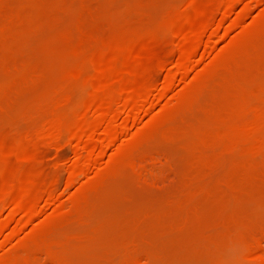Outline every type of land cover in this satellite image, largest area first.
<instances>
[{"label": "rangeland", "instance_id": "374dc122", "mask_svg": "<svg viewBox=\"0 0 264 264\" xmlns=\"http://www.w3.org/2000/svg\"><path fill=\"white\" fill-rule=\"evenodd\" d=\"M228 4L0 0V154L20 147L30 157L14 158L8 168L0 156V191L10 185L21 193L38 182L40 192H26L38 191L42 206L31 220L0 207L7 222L0 264H264L254 260L256 245L264 249V142H256L258 132L243 137L254 120L264 136V119L256 116L264 111V0H244L229 13ZM205 15L211 25L186 42L199 45L182 73L172 58L182 39L176 32ZM135 53L138 62L126 66L124 57ZM111 56L122 59L127 75L152 70L148 113L73 180L72 168L87 152L69 129L94 117L95 102L111 95L118 106L125 95L122 85L104 91L95 77ZM144 66L152 68L148 74ZM169 74L173 88L162 95ZM143 76L127 85L137 87ZM109 77L102 84L117 79ZM53 126L69 142L33 143ZM52 217L58 220L47 229Z\"/></svg>", "mask_w": 264, "mask_h": 264}, {"label": "bare ground", "instance_id": "6f19581e", "mask_svg": "<svg viewBox=\"0 0 264 264\" xmlns=\"http://www.w3.org/2000/svg\"><path fill=\"white\" fill-rule=\"evenodd\" d=\"M242 1H244V0H228V6H227V8H226V12L227 13H229V12H231L240 2H242ZM227 9H228V11H227ZM227 13H226V15H227ZM206 17L202 20V22H201V24H200V22H198V23H195V24H193V25H191V26H189L190 28L188 29V31L186 32V33H182V32H176V38H177V36H179V38L181 37L182 39L180 40V43L178 44V45H180V47L178 48V47H175V48H178V51H177V49L175 50V51H177L175 54H173L171 57L173 58V59H175V58H178V59H176V60H178L177 62H178V66H179V71H181L182 73H184V72H186L188 69H189V63L192 61V60H194V57L193 56H195L194 54H196L195 53V51L196 50H198V49H196V47L194 46V45H197V43L198 42H194V44H190V45H187L186 44V42L187 41H190V37L192 36L193 37V35L194 34H197V35H199V36H201L203 33H204V31H206V28H208V25H211V22H209L210 20H211V18H210V16L208 15H205ZM213 16V15H212ZM210 18V19H207V18ZM214 17V16H213ZM227 18V17H226ZM206 19V20H205ZM213 19V18H212ZM181 20V19H180ZM200 20H201V18H200ZM205 20V21H204ZM178 22V21H177ZM209 23V24H208ZM223 23H225L224 21H223ZM208 24V25H207ZM184 25V24H183ZM190 25V24H189ZM207 25V26H206ZM222 25V24H221ZM175 27V26H174ZM181 27V26H180ZM188 27V26H187ZM220 27V26H219ZM213 28V27H212ZM183 29H184V27H183ZM205 29V30H204ZM179 31V30H178ZM184 31V30H183ZM185 31H186V29H185ZM215 33V32H214ZM201 34V35H200ZM173 35H175V34H173ZM212 35V34H211ZM198 37V36H197ZM197 41H198V39H196ZM158 42V41H157ZM176 44L179 42V41H177L176 39H175V41H174ZM200 42H201V40H200ZM150 44L152 45L153 43L152 42H150ZM156 44V43H155ZM234 44V43H233ZM199 45V44H198ZM197 45V46H198ZM232 45V44H231ZM230 45V46H231ZM176 46V45H175ZM154 47V46H153ZM142 48H147V49H151V48H149V47H142ZM197 48H199V47H197ZM206 48V47H205ZM135 50H138V48L137 49H135ZM141 50H143V49H141ZM206 50V49H205ZM244 50V49H243ZM123 51V50H122ZM122 51H120L118 54H115V55H121L120 53H123ZM125 51V50H124ZM140 52V51H139ZM197 52V51H196ZM138 53V52H137ZM137 53H135V54H132V55H127V56H125L124 57V60L127 62V63H129V62H131V63H129V64H126V66H128V65H132V64H134V63H137L138 61H136L138 58V55H137ZM141 53V52H140ZM173 53V52H172ZM167 55H169V54H167ZM171 55V54H170ZM169 55V56H170ZM123 56V55H122ZM122 56H121V58H122ZM140 59H141V56L139 57ZM168 59H171V58H169L168 57ZM121 60L122 59H120V57H115V56H113V58H112V56H111V61L109 62V63H107L106 64V66H104V67H102V66H100V67H96L97 68V73L95 74L96 76L95 77H99V79L101 80V86L102 87H100V88H103V90L104 91H107V89H109V88H111V87H114V86H121L122 85V87L121 88H123V89H125V95H124V98H122V100H121V103H119L120 105H118V106H116L117 104H114V102H113V99L111 98V95H110V97L107 95V97L108 98H106V97H104L105 99H103V101L102 102H100L99 103V101L96 103L95 102V104L91 107V111H92V114H94V117L93 118H89V116L87 117L86 116V118L84 119L85 121H84V123L82 122L80 125V127L78 126V128L77 129H75V130H73V131H70L71 129H69V132L70 133H67V134H69L68 136H69V138L71 137V139H79L80 141H79V143L80 144H82V146L85 148V150H86V152H87V154H86V156H84V157H86V159H84L83 157H81V158H83L81 161H80V159H79V161H77V163L74 165V168H72L73 170V172H71V179H73V180H75V179H77V178H79L81 175H83L85 172H87V171H91L92 169H93V165L102 157V151H103V149L104 148H106V147H108V146H110L115 140H117V138L118 137H120L121 135H122V133H124L127 129H128V127H130L131 126V124L133 123L132 121H134V120H136V119H138V116L141 114V113H145V110H143L144 109V102H145V100H146V97L147 96H151V94H152V92L154 91V89H155V86H156V81H155V83L153 82V73H151L152 72V70H151V72H150V74H148L149 73V71H150V69H152V68H150V69H148V71L146 70V67H145V70H146V72H147V74H148V76H146L145 74H144V76H143V74H140V73H138V74H140V75H136L135 73H130V72H127V73H130V75L128 74H125V73H123V71H122V69L120 68V64H121ZM168 61V60H167ZM165 59H164V61L162 60L161 61V63H160V65H164L166 62H167ZM108 62V61H107ZM141 64V63H140ZM168 64V63H167ZM166 64V65H167ZM214 64V63H213ZM125 65V64H124ZM177 65V64H176ZM211 65V64H210ZM99 66V65H98ZM177 66V67H178ZM216 66V65H215ZM125 68V67H124ZM123 68V69H124ZM128 68H131V67H128ZM157 68V67H156ZM214 68V67H213ZM218 68V67H217ZM135 69V68H134ZM140 69V68H139ZM143 70H144V68H142ZM127 70H129V69H127ZM157 71H158V69H157ZM173 71V70H172ZM139 72V71H138ZM153 72H156V71H154V69H153ZM158 73H159V71H158ZM182 73H181V75H182ZM132 74H134V76L132 75ZM152 74V75H151ZM117 76V79H115L116 81H114V80H112V81H114V83H111V82H104L105 84H102V78H110L109 76ZM125 75H127V77L125 76ZM132 75V76H131ZM174 75L175 74H169L168 75V77H167V79H166V83H165V86L163 85V89H162V91L161 90H159L160 92H161V94L162 95H164V94H166V93H168L172 88H173V84H174ZM94 76V75H93ZM92 76V78H94ZM140 76H143V78H141V81H140V84L137 86V87H129V85H127L128 84V82H132V80H133V82L134 81H139L140 80V78L139 79H137V77H140ZM182 77V76H181ZM137 80H136V79ZM159 79V78H158ZM111 80V79H110ZM176 81V80H175ZM116 83V84H115ZM135 83V82H134ZM130 84V83H129ZM133 84V83H132ZM131 84V85H132ZM163 84V83H162ZM114 85V86H113ZM133 88V89H132ZM156 92H158V91H156ZM108 94V93H107ZM106 95V94H105ZM120 96H121V94H120ZM153 97V96H152ZM112 99V100H111ZM156 99H158V98H156ZM96 101V100H95ZM116 101V100H115ZM119 102V101H118ZM117 102V103H118ZM116 103V102H115ZM93 104V103H92ZM91 104V105H92ZM146 105V104H145ZM260 112V113H259ZM146 113H148V112H146ZM145 113V114H146ZM256 114H258V115H256V116H258V117H260L261 119L263 118L264 119V111H263V109H262V111H260V110H258V112L256 113ZM120 116H123V122H121V123H119V118H120ZM141 116H142V114H141ZM92 117V116H91ZM140 117V116H139ZM141 118V117H140ZM259 118V119H260ZM255 119H257V118H255ZM120 121H122V120H120ZM253 121V120H252ZM255 123H256V126H259L260 127V129L262 128V126H263V123H259V122H255V120L253 121V123H251V126H255ZM257 124H259V125H257ZM260 124H262V125H260ZM52 126V125H51ZM250 125H249V127H251ZM253 126V129H250L249 127H247L248 129H246V132H244V134H245V136H243L244 137V140H248V138H246L247 136H248V134L249 135H251V136H253V139H255V138H257L258 136H257V133L256 132H258V134H259V137H258V139H255V140H257L256 142H259V145H261L262 146V142H264V136H263V134L261 135L260 133H261V130L260 129H258L256 126V128ZM49 128V129H48ZM68 128V127H67ZM252 128V127H251ZM255 129H257V130H255ZM44 130V131H43ZM41 132H39L37 135H35L36 137H33L32 138V141H33V143L34 142H38V140L40 141L41 140V142H39V143H41L42 144V142H43V144L44 145H46V146H48L49 144H53V143H57V144H59V145H63V143L62 142H65L64 144H66V142L68 141V139H64L63 141H62V139H63V137L65 138V135L63 134V130H61V129H59V127H52V128H50V127H47V130H45V129H43ZM68 130V129H67ZM258 130H260V131H258ZM243 131H244V128H243ZM253 132H255V133H253ZM260 132V133H259ZM140 133V132H139ZM66 134V133H65ZM66 134V135H67ZM253 134H255L256 136L254 137V135ZM64 135V136H63ZM242 135V134H241ZM247 135V136H246ZM260 135H261V137L262 138H260ZM249 137V136H248ZM67 138V137H66ZM260 138V139H259ZM71 139H70V141H71ZM263 139V140H262ZM66 140V141H65ZM31 141V140H30ZM262 141V142H261ZM69 142V141H68ZM32 145V144H31ZM35 145V144H34ZM43 145V146H44ZM236 145H238V144H236ZM235 145V146H236ZM28 146H30V145H28ZM33 146V145H32ZM31 146V147H32ZM42 147V146H41ZM232 147V146H231ZM9 148V147H8ZM12 148V147H11ZM20 148V147H19ZM19 148H18V151H13V150H11V151H9V152H5V153H2V154H0V156L3 158V160H4V162L6 163L7 162V166L8 165H10L11 163H12V161L14 160V158H16V159H22L24 156H25V158L26 157H28V155H27V150H24V151H20L19 150ZM26 148V147H25ZM258 148H260V147H258ZM17 149V148H16ZM23 149V148H22ZM124 149V148H123ZM7 150V149H6ZM30 151V150H29ZM35 151V150H34ZM35 152H33V154H34ZM36 153H37V150H36ZM28 154H30V153H28ZM33 154H32V157L34 158V156H33ZM27 155V156H26ZM36 155V154H35ZM88 156V157H87ZM28 158H30V157H28ZM27 158V159H28ZM12 160V161H11ZM115 160V159H114ZM9 161H11V163L9 162ZM18 161H20V160H18ZM22 161H24V158H23V160ZM25 161H27L26 159H25ZM31 162V161H30ZM10 163V164H9ZM21 163V162H20ZM20 163H19V165H20ZM13 164V163H12ZM18 164V163H17ZM115 164V163H114ZM113 165V164H112ZM111 165V166H112ZM116 165H117V163H116ZM115 165V166H116ZM15 166H16V164H15ZM110 166V167H111ZM115 166L113 167V169L115 168ZM21 167V166H20ZM28 167H29V165H28ZM109 167V168H110ZM8 168H9V166H8ZM109 168H107L105 171H103L102 173H100L101 175H97V177H106L105 175H107L108 174V169ZM18 169V168H17ZM29 169V168H28ZM41 169V168H40ZM112 169V168H111ZM110 170V169H109ZM30 171V170H29ZM34 171H35V169H34ZM16 173H18V172H16ZM93 173V172H92ZM9 174H10V172H9ZM36 174H37V172H36ZM39 174H40V172H39ZM41 175V174H40ZM15 177V176H14ZM19 177V176H18ZM27 178V177H26ZM42 178V177H41ZM101 178V179H102ZM24 179V178H23ZM96 179V178H95ZM9 180V179H8ZM7 180V181H8ZM34 180H36V178L34 179ZM27 181V180H26ZM72 181V180H71ZM23 182V181H22ZM57 182H59L60 183V181L59 180H55L53 183H52V185L53 184H55L54 186H56L58 183ZM30 183V182H29ZM29 183H27V184H29ZM57 183V184H56ZM42 188H44L46 185H43V184H45V182H43L42 181ZM47 184V183H46ZM11 185H13V184H11ZM26 185V184H25ZM49 185H50V183H49ZM22 186V185H21ZM20 186V187H21ZM23 186H24V184H23ZM26 186H28L27 188L29 189V190H31L32 188L31 187H34V189L33 190H35L36 188L38 189V191L40 192V190H39V183L38 182H32V180H31V183H30V185H26ZM25 186V187H26ZM4 187V186H3ZM7 188H2V189H4V190H2V191H0V207L2 206V207H5V208H7L8 206H9V211H11L12 213H15V214H18V211L19 212H25L26 213V216L28 217V218H30V220L31 219H33V217H35L37 214H38V212H39V210H40V208L42 207H40V205H39V203H38V200H37V198H39L38 196V191L37 192H35V193H37L35 196H34V193H32L33 191H31V192H26V191H29L27 188H25L24 189V187L23 188H21V193H18V192H16V188H18V187H16V188H14V187H10V185H7L6 186ZM36 187V188H35ZM20 189V188H19ZM27 189V190H26ZM36 189V190H37ZM1 190V189H0ZM45 190V189H44ZM42 191V190H41ZM42 193V192H41ZM32 194H33V196H32ZM38 195V196H37ZM43 195V194H42ZM84 198V197H83ZM43 199V198H42ZM39 201H40V199H39ZM74 201H75V199H74ZM4 205V206H3ZM7 206V207H6ZM15 216V215H14ZM25 216V217H26ZM54 217V216H53ZM52 217V218H53ZM27 218V219H28ZM52 218H50L49 220H45L44 221V225H45V227L47 228V227H51L52 225L51 224H55V222L58 220V217H56V219H52ZM24 219H26V218H24ZM2 220L0 219V231L3 229V228H5V226H6V223H4V222H1ZM52 221H54V223H52ZM18 222H19V220H18ZM17 222V223H18ZM9 223V222H8ZM27 223V222H26ZM22 224V223H21ZM7 227V226H6ZM15 227H17V224H16V226ZM20 228V227H19ZM23 228V227H22ZM48 229V228H47ZM18 230V229H17ZM14 231H16L15 230V228H14ZM19 231V230H18ZM2 232V231H1ZM0 232V233H1ZM4 232V231H3ZM38 239V238H37ZM37 241V240H36ZM29 242V241H28ZM33 242V241H32ZM34 243H35V241H34ZM259 243V242H258ZM27 244V243H26ZM37 244V243H36ZM28 245V244H27ZM26 245V246H27ZM35 245V244H34ZM258 245V244H257ZM256 245V247H255V249H254V251L256 250H259L260 251V253H257L258 254V256L257 255H255V257H254V260L255 259H257L256 261H258L259 259V261L258 262H261V259L263 260V263H264V249L263 248H261L262 246L261 245H258L257 246Z\"/></svg>", "mask_w": 264, "mask_h": 264}]
</instances>
